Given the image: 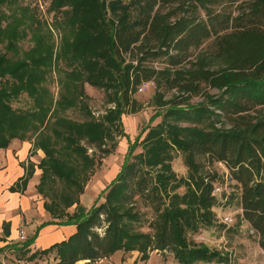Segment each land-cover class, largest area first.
Returning <instances> with one entry per match:
<instances>
[{"label": "trees", "instance_id": "trees-1", "mask_svg": "<svg viewBox=\"0 0 264 264\" xmlns=\"http://www.w3.org/2000/svg\"><path fill=\"white\" fill-rule=\"evenodd\" d=\"M50 2L55 11L70 8L73 39L56 55L32 18L26 26L34 46L19 56L24 9L17 0H0V44L15 52L8 56L0 49V148L12 139L31 140L29 156L37 149L44 153L38 163L21 162L24 173L8 189L23 192L37 167L36 190L50 199L44 209L52 218L65 217L39 227L76 228L27 259L52 253L56 264H92L116 251H137L146 261L152 251H168L178 264H227L224 252L189 237L216 223L218 174L206 166L213 162L223 163L239 185V217L264 252V0ZM60 55L72 68L54 101L37 84ZM146 82H153L152 102L160 109L149 121L161 120L131 141L121 116L141 110L134 95ZM84 83L108 92L110 107L100 118L83 102ZM22 92L33 98L34 110L12 106ZM194 96L202 100L191 103ZM77 104L89 118L62 114ZM116 134L128 145L120 169L87 210L69 213L96 164L89 146L110 154ZM137 146L142 150L134 153ZM175 151L183 155L184 176L172 169ZM3 234H9L7 223Z\"/></svg>", "mask_w": 264, "mask_h": 264}, {"label": "rangeland", "instance_id": "rangeland-1", "mask_svg": "<svg viewBox=\"0 0 264 264\" xmlns=\"http://www.w3.org/2000/svg\"><path fill=\"white\" fill-rule=\"evenodd\" d=\"M50 1L17 0V3L24 9L23 24L20 26H23V30L25 31V35L16 43L19 56H22V53L34 46L35 39L32 37V32L26 26V23H30L32 18L36 22V32L41 35L43 42L49 45L56 55L60 54V49H63L65 40L69 39L71 41L73 39V28L68 24L70 8L66 7L55 11L51 8ZM6 13L10 14V11L6 9ZM0 49L8 56H15V52L6 49L3 44H0ZM65 58V56L60 55V58L54 59L53 63L44 70L43 80L37 84V88L42 93L44 92L43 96L53 97L54 101L58 98L59 92L62 89L60 79L72 68V66L67 64ZM154 64L159 65L158 63ZM211 91L215 92L216 90L213 89ZM84 93L86 96L83 97V102L86 104V108L90 111L91 116L100 118L104 114L105 109L110 107V104L107 102L108 92L103 88L84 83ZM153 94V82H146L140 85L134 96L143 105L141 110L133 114H123L121 116L123 130L131 141L134 140L142 128H146L148 125H154L161 120V116H158L154 120L149 121L151 115L157 110H160L152 102ZM201 100V96H194L190 102L197 103ZM11 104L14 108L20 110H34L36 108L33 98L26 92H22L16 98H13ZM62 114L76 121H82L90 117L89 112L81 109L78 104L64 110ZM143 136L144 133L141 138ZM114 139L113 151L107 155L100 154L97 147L93 145L89 146L88 153L95 154L96 164L80 196L79 205L69 207L67 209L69 213L80 208L87 210L94 203L99 191L113 179L120 169L124 155L127 152V139L118 134L115 135ZM141 150L142 148L137 146L134 153H139ZM173 156L172 169L178 176L186 175L187 167L184 164L182 153L175 151ZM38 161L39 158H37ZM206 166L218 174L217 181L214 183V194L217 199L214 207L216 223L212 227L201 229L197 233L190 234L189 237L196 242H202L210 248L224 252L228 257L227 264H264V252L256 243L255 236L249 232L248 224L239 217V185L229 178L228 169L223 163L213 162ZM40 196L43 201L50 200L41 194ZM101 201H103V198L98 200V202ZM142 210L146 211V217L152 216L151 210L144 208ZM225 215L232 217L233 220L231 223L222 221V217ZM64 219L65 217L56 218L57 221H63ZM28 251L29 249H26L24 244L23 246L14 245L10 248L4 245L2 248L0 247V264H56L57 262L52 253L42 254L31 260L27 259L29 255ZM136 253L137 251H132L120 254L119 251L115 256L102 258L92 264H178L173 258L172 253L168 251L163 253L160 251H152L146 261L139 260L137 258L138 253L136 259L133 260ZM119 255H122L121 259ZM85 263L86 260H80L75 264ZM196 264L223 263L214 261L208 263L198 262Z\"/></svg>", "mask_w": 264, "mask_h": 264}, {"label": "crops", "instance_id": "crops-1", "mask_svg": "<svg viewBox=\"0 0 264 264\" xmlns=\"http://www.w3.org/2000/svg\"><path fill=\"white\" fill-rule=\"evenodd\" d=\"M31 147V140L12 139L6 148H0V247L4 245L8 248L14 245L23 246L30 242L29 245L24 246L29 249V255L65 239L76 229L73 224H45L39 227L44 222L57 220L44 209V201L41 200L42 197L36 190L41 173L37 167L23 192L8 189L24 173L21 162H27L30 159L38 163L37 158L40 160L44 156L40 149L35 151L34 156H29ZM4 223L8 224V235L3 234ZM19 231L23 232V239L19 238ZM118 252L116 251L111 256H115ZM137 253L133 260L136 259ZM120 254L123 252L120 251ZM121 256L119 255L120 259Z\"/></svg>", "mask_w": 264, "mask_h": 264}, {"label": "built area", "instance_id": "built-area-1", "mask_svg": "<svg viewBox=\"0 0 264 264\" xmlns=\"http://www.w3.org/2000/svg\"><path fill=\"white\" fill-rule=\"evenodd\" d=\"M232 217H230L229 215H225L222 217V221L225 223H231L232 222ZM19 238L23 239L24 238V234L22 231L19 232Z\"/></svg>", "mask_w": 264, "mask_h": 264}]
</instances>
